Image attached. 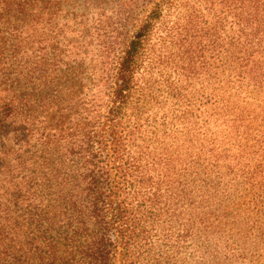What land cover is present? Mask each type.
Returning <instances> with one entry per match:
<instances>
[{"label": "trees", "instance_id": "trees-1", "mask_svg": "<svg viewBox=\"0 0 264 264\" xmlns=\"http://www.w3.org/2000/svg\"><path fill=\"white\" fill-rule=\"evenodd\" d=\"M214 236L264 264V0H0V264Z\"/></svg>", "mask_w": 264, "mask_h": 264}, {"label": "rangeland", "instance_id": "rangeland-1", "mask_svg": "<svg viewBox=\"0 0 264 264\" xmlns=\"http://www.w3.org/2000/svg\"><path fill=\"white\" fill-rule=\"evenodd\" d=\"M217 223L218 226H222V217H221V213L219 214V216H217V219L215 220V223ZM210 223V222H208ZM214 223V222H213ZM214 225V224H213ZM208 246H202L200 248H198V250L200 251L198 253L199 258L196 259V261L199 264H211V260L214 259L215 257H219L218 260V264H249L252 261V257L251 256V252H247L246 251H242V245H237V244H232L231 250H230V254L232 255L231 258L228 257L227 255V259L225 261L222 260V252L221 249H218L221 245H222V241L220 243V241L218 240L217 236H214L211 238V240H209ZM217 245V247H216ZM215 247V249H217V252L213 255L214 250L210 251L211 247ZM229 250L227 251V254L229 252ZM222 251H224V249H222ZM241 251L243 253V258H241V255H238V252ZM250 255V256H249Z\"/></svg>", "mask_w": 264, "mask_h": 264}]
</instances>
